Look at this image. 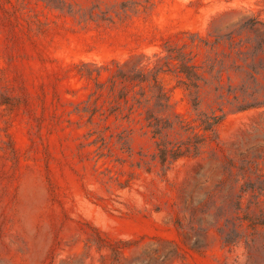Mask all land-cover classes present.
<instances>
[{
    "label": "rangeland",
    "instance_id": "1",
    "mask_svg": "<svg viewBox=\"0 0 264 264\" xmlns=\"http://www.w3.org/2000/svg\"><path fill=\"white\" fill-rule=\"evenodd\" d=\"M238 243L264 264V0H0V264Z\"/></svg>",
    "mask_w": 264,
    "mask_h": 264
},
{
    "label": "clouds",
    "instance_id": "2",
    "mask_svg": "<svg viewBox=\"0 0 264 264\" xmlns=\"http://www.w3.org/2000/svg\"><path fill=\"white\" fill-rule=\"evenodd\" d=\"M235 264H247V254L242 243L235 246Z\"/></svg>",
    "mask_w": 264,
    "mask_h": 264
},
{
    "label": "trees",
    "instance_id": "3",
    "mask_svg": "<svg viewBox=\"0 0 264 264\" xmlns=\"http://www.w3.org/2000/svg\"><path fill=\"white\" fill-rule=\"evenodd\" d=\"M180 69H181L180 73H184V74H187V75L189 76V70H188L189 68H188V67H186V66H181ZM219 120H220V118L215 117V118H214V123H213V124H208L206 130H211V128H212L214 125H216V124L219 122Z\"/></svg>",
    "mask_w": 264,
    "mask_h": 264
}]
</instances>
